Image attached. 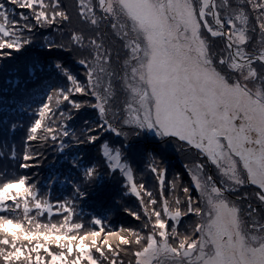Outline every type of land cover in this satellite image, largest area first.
Segmentation results:
<instances>
[{
  "label": "snow or ice",
  "instance_id": "snow-or-ice-1",
  "mask_svg": "<svg viewBox=\"0 0 264 264\" xmlns=\"http://www.w3.org/2000/svg\"><path fill=\"white\" fill-rule=\"evenodd\" d=\"M22 66L0 95L25 132L0 148V264H264V0H0V71ZM48 149L41 185L20 170Z\"/></svg>",
  "mask_w": 264,
  "mask_h": 264
},
{
  "label": "trees",
  "instance_id": "trees-1",
  "mask_svg": "<svg viewBox=\"0 0 264 264\" xmlns=\"http://www.w3.org/2000/svg\"><path fill=\"white\" fill-rule=\"evenodd\" d=\"M57 53H53V54H50V55H57ZM60 56H62L64 59H69L67 53H64V55H60ZM69 63H71L70 60H69ZM29 78L30 79L27 80V81L31 80V77H29ZM1 81H2V79L0 80V82ZM12 95H13V93H11L10 97H12ZM14 107H15V105H14ZM12 119L13 120H19L21 122L27 123V121L29 119V115H28V113H21V112L17 111L15 113L14 117H12ZM24 134H25L24 130L20 129V130L17 131V133L15 134L14 137H9L4 132L2 127H0V144H1V142L5 143V141H7L8 143H11L12 140L14 139L15 142L17 143V145H22V138H23ZM138 143L142 147L156 149L159 152V154L165 159V164L170 169V175L172 173H183L184 174V182L185 183L188 182V177L186 175V172L183 169V164H184L185 160L181 156V154L176 150L174 144H173V149L169 150V149L166 148L167 146L162 145L160 141L155 143L153 140L147 138L146 136L143 138V140L139 141ZM48 150H47V155H48V159H49L51 154L48 153ZM48 159H46L44 161V163L41 165L40 168H42V169L39 171V176H42L41 174L45 173L44 166H45V163H46V161ZM21 171H26V170H21ZM27 171L28 172H33V171H35V169H29ZM146 176H149V175L146 174ZM45 179L46 178H44L43 180H45ZM42 181H41V184H42ZM125 199H126L127 203L129 204V206L136 207V202H135V198L134 197H127ZM126 222H128V218H126V215L123 214V213H121L119 216L113 217L114 226H118L120 223H126Z\"/></svg>",
  "mask_w": 264,
  "mask_h": 264
},
{
  "label": "rangeland",
  "instance_id": "rangeland-1",
  "mask_svg": "<svg viewBox=\"0 0 264 264\" xmlns=\"http://www.w3.org/2000/svg\"><path fill=\"white\" fill-rule=\"evenodd\" d=\"M44 52H46V50H44V49H36L35 50V54L36 55H39V53L43 54ZM57 55H59V56L60 55H64V53H59L58 52ZM17 77L20 79L21 84L30 79L29 77H31V75L28 72L26 66H22L18 73L6 74L5 72L0 71V80L2 79V81L0 82V95H5V93L3 92V89H5V88L12 89V87H13L12 84H7L6 80L10 79V80L15 81L17 79ZM11 93H12L11 91L9 93H7V96H8L9 99H11V97H10ZM145 136L147 138H153V139L156 138L154 136L147 135V134ZM3 146H4V143L1 142L0 148H3ZM166 146H167L166 148L169 149V150L173 149V144L172 143H168ZM48 153L51 154V156L45 163V166H44L45 173L41 174L42 176H37L36 177L40 181H42L44 178H46L45 180L42 181L41 185H43L45 183V181L48 179V177L50 176V174H51L53 169H57L58 171L62 170V169L58 168V165H59V162H60V158H61L60 155L55 153V151L52 150V149H49ZM41 169L42 168L35 169V171H33V172H38L39 173V171ZM146 179L151 181V177L150 176H146ZM54 195L58 196V195H60V193L57 192ZM86 211H90V209H88V210L86 209Z\"/></svg>",
  "mask_w": 264,
  "mask_h": 264
}]
</instances>
